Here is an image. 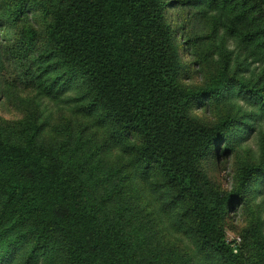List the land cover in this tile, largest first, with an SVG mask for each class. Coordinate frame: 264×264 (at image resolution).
<instances>
[{"label": "trees", "instance_id": "1", "mask_svg": "<svg viewBox=\"0 0 264 264\" xmlns=\"http://www.w3.org/2000/svg\"><path fill=\"white\" fill-rule=\"evenodd\" d=\"M32 1L16 6V21L28 26V37L37 35L30 13L39 9ZM65 1L64 11L47 7L43 39L55 51L41 57L39 97L58 102L77 88L68 101L79 104L80 116L93 122L98 135L114 130L121 139H131L134 143H126L123 151L133 156L140 181L172 195L163 209L172 205L178 213L180 201L188 199L187 212L203 246L225 264H249L247 239L239 245L229 242L223 226L260 168H241L229 191L211 185L202 172L231 121L205 125L189 114L198 99L208 102L219 91L218 84L204 90L181 83L165 22L167 5L192 0ZM227 1L215 2L226 7ZM233 1L235 10L225 15L227 35L240 44L263 41L264 0ZM77 79L85 84L81 90ZM7 125L6 133L0 131V221L34 225L31 254L59 235L67 264H144L127 233L128 215L136 207H109L125 186L98 151L84 153L85 134L69 131L58 146H42L43 128L35 114ZM179 257L176 262L183 261Z\"/></svg>", "mask_w": 264, "mask_h": 264}, {"label": "rangeland", "instance_id": "2", "mask_svg": "<svg viewBox=\"0 0 264 264\" xmlns=\"http://www.w3.org/2000/svg\"><path fill=\"white\" fill-rule=\"evenodd\" d=\"M202 1L167 5L165 22L176 48L181 83L204 90L218 84L219 91L208 102L198 99L189 114L205 125L231 121L218 153L215 150L203 161L202 172L211 185L229 191L241 168H260L223 228L227 240L235 245L247 239L249 264H264V40L250 45L231 40L225 15L235 10L234 1H227L226 7L217 5L216 0ZM21 2L0 0V131L6 133L7 124L33 113L43 128L42 146H58L69 131L77 137L84 133V153L98 151L106 166L117 171V180L124 183V191L115 192L109 207L123 210L128 203L136 207L134 214L128 215L127 233L144 264H173L176 255L183 260L176 264H225L201 243L192 214L187 212L188 199L180 201L178 213L172 205L164 210L162 205L167 199L170 203L172 195L140 181L132 167L133 156L123 151L126 143L134 142L121 139L114 130L98 135L93 122L80 116L79 104L68 101L77 96V88L58 102L39 97L41 57L55 51L43 39L47 7L64 11L66 1H32L31 6L39 9L30 13L36 37H28V26L16 21V6ZM76 87L81 90L85 84L77 79ZM34 231L30 223L16 226L0 221V264H67L65 242L59 235H54L44 250L31 254ZM121 231L124 234L126 229L121 226Z\"/></svg>", "mask_w": 264, "mask_h": 264}]
</instances>
